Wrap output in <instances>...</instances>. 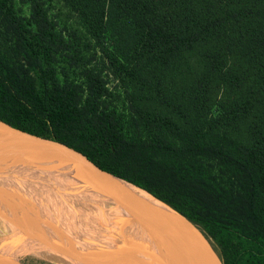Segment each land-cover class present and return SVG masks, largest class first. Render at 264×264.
Here are the masks:
<instances>
[{"label": "trees", "instance_id": "obj_1", "mask_svg": "<svg viewBox=\"0 0 264 264\" xmlns=\"http://www.w3.org/2000/svg\"><path fill=\"white\" fill-rule=\"evenodd\" d=\"M73 1L105 59L130 80L133 124L147 138H124L104 113L100 127L74 123L85 115L80 98L44 67L53 35L35 0V31L0 0L9 44L0 49V120L65 144L170 207L220 264H264V0ZM88 90L85 118L99 112L98 89Z\"/></svg>", "mask_w": 264, "mask_h": 264}, {"label": "rangeland", "instance_id": "obj_2", "mask_svg": "<svg viewBox=\"0 0 264 264\" xmlns=\"http://www.w3.org/2000/svg\"><path fill=\"white\" fill-rule=\"evenodd\" d=\"M9 1L15 14L22 19L26 25H28L27 27L30 30L35 31V28L31 23V0ZM35 2L39 3L47 14L51 26L50 31L53 35V40L46 44L50 51V61H44V67L51 70L57 78L60 87H70L75 93V97L80 98L78 105L80 109L83 110L82 113L85 115L76 118L74 123L82 122L87 125V119H91L95 127H100V113H104L111 118L115 123L116 131L124 138L132 140L136 139L138 135L142 136L143 139L147 138L146 132H138L133 124V113L129 102V94L131 91L129 86L130 80H123L124 74H118L116 69L108 63L107 59H105L99 48V44H97V41L94 38L93 30H91L95 28L92 27L89 18H87V16L80 10L79 4L73 0H35ZM1 33L2 31L0 28V49L3 51L9 44L6 43V38L4 35H1ZM89 86L93 89H98L96 91L94 102L96 103L99 112L94 116H88L85 118L87 115V104L91 103L88 90ZM204 166L222 186L231 191L237 190L236 183L232 181L229 176L221 174L215 163L205 162ZM17 175L18 177L10 182V188L5 186L0 187L3 192L6 193L7 198L9 197L15 205L13 206L12 204V207H6L9 200L0 203V222H3L8 219L7 217L14 215L11 211L16 210V212L14 211L15 214L18 211H32L36 207L46 204L42 201L33 204L28 202L29 199L20 184L23 179L30 177L29 175L20 173H17ZM50 176L52 177V181L49 176L40 177L39 180H41L40 183L43 184L46 189L54 192L55 197H57L58 194L75 192L77 189L81 188L78 181L73 177L66 175H61V177L59 173ZM54 176L55 180L60 182L59 187L54 186ZM32 181L39 182L36 177H33ZM32 185L35 187L34 183H32ZM14 207L16 209H14ZM185 225L187 227L186 235L191 239L194 246L193 252L195 257L203 261L205 264H220L217 258V252L213 249V246L210 245L209 242H206L200 233L186 222ZM96 226L99 233L102 234L100 237L104 238L103 235L112 234L117 237L116 239H118L119 242L118 246L115 247V250H118V248L128 249L130 247L129 238L123 233L118 215H114L109 224H106L102 219H99L97 220ZM14 238L20 240L21 236L18 233L11 236L0 235V252L3 256H8L7 251L18 245L13 242ZM65 252L69 255L68 261H70H67L68 264H97L98 261L107 257L104 253L94 252L88 249H78V255L76 256L73 252ZM41 254L59 255L63 258V255L60 252H41ZM11 259L20 264H56L52 261L30 258L27 254L16 255L11 257ZM109 264L113 263L111 262Z\"/></svg>", "mask_w": 264, "mask_h": 264}, {"label": "water", "instance_id": "obj_3", "mask_svg": "<svg viewBox=\"0 0 264 264\" xmlns=\"http://www.w3.org/2000/svg\"><path fill=\"white\" fill-rule=\"evenodd\" d=\"M3 170L39 177L73 170L91 179L96 189L113 203L122 229L131 238L128 249H116L97 264L114 261L130 264H205L195 257L193 243L184 232L183 223L198 230L179 213L143 190L103 171L65 144L13 128L0 120V171ZM129 185L141 191L146 198L132 193L127 187ZM161 210L176 221L177 225H172L168 231L160 224ZM30 238L34 239L33 236ZM51 244L59 248L58 244ZM0 264L20 263L0 255Z\"/></svg>", "mask_w": 264, "mask_h": 264}, {"label": "bare ground", "instance_id": "obj_4", "mask_svg": "<svg viewBox=\"0 0 264 264\" xmlns=\"http://www.w3.org/2000/svg\"><path fill=\"white\" fill-rule=\"evenodd\" d=\"M58 173L60 176L66 175L75 178L81 188L75 192L58 194L55 197L54 192L49 191L40 183L39 176L29 175L30 178L22 180L20 186L29 199L27 201L31 204L39 203L40 201L46 204L36 207L32 211H18L16 214L14 213L16 210L11 211L14 215L0 222V235L11 236L18 233L22 237L20 240L17 238L13 239V242L18 245L7 251L10 258L27 254L30 258L52 261L56 264H68L70 261H68L69 255L65 251H72L75 256L78 255V249H88L104 253L106 256L114 252L115 244L119 242L116 239L117 237L113 234L103 235L104 238L100 237L102 234L99 233L96 226L97 220L102 219L104 223L109 224L110 220L116 215L113 203L96 189L95 183L91 179L81 173L73 170H62ZM17 177V172L11 170L0 171V187L10 188V182ZM33 177H36L39 182H33ZM32 183L35 184V187ZM59 183L58 180H55L54 186L59 187ZM127 187L136 196L142 199L146 198L138 189L130 185ZM7 200L9 201L8 206L6 205L7 202L5 203L6 207H12V204L15 206L0 188V203ZM153 205L157 204L153 203ZM16 208L14 207V209ZM159 217L160 223L167 231L172 225H177L176 221L171 220L163 210L159 211ZM183 230L187 234L185 223H183ZM123 233L131 239L124 230ZM29 236H33L34 239ZM51 243L58 244L59 248H55ZM41 252H60L64 259L59 255L41 254ZM0 255H2L1 252ZM112 263L130 264L127 261H114Z\"/></svg>", "mask_w": 264, "mask_h": 264}, {"label": "flooded vegetation", "instance_id": "obj_5", "mask_svg": "<svg viewBox=\"0 0 264 264\" xmlns=\"http://www.w3.org/2000/svg\"><path fill=\"white\" fill-rule=\"evenodd\" d=\"M118 246V244H115V247H117ZM119 250H123L124 248H118Z\"/></svg>", "mask_w": 264, "mask_h": 264}]
</instances>
